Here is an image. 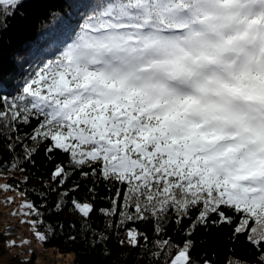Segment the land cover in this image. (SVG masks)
I'll return each instance as SVG.
<instances>
[{
  "label": "snow or ice",
  "instance_id": "snow-or-ice-1",
  "mask_svg": "<svg viewBox=\"0 0 264 264\" xmlns=\"http://www.w3.org/2000/svg\"><path fill=\"white\" fill-rule=\"evenodd\" d=\"M26 2L0 0V39ZM73 2L71 42L15 95L0 94V145L7 141L12 155L10 164L0 158V172L25 171L41 146L49 159L67 155L52 182L72 187L48 211L58 214L70 201L80 233L105 257L110 236L92 227L97 212L121 246L158 264H200L191 257L196 230L233 225L232 242L243 235L255 251L251 260L230 256L227 264H264V0ZM81 181L91 182L93 201L102 183L109 195L99 198L112 207L78 199ZM22 207L31 211L19 215L35 217L28 223L46 243L51 227L37 231L44 213L28 201ZM129 223L152 225L154 249L137 228L119 237ZM169 226L183 247L167 236Z\"/></svg>",
  "mask_w": 264,
  "mask_h": 264
},
{
  "label": "trees",
  "instance_id": "trees-1",
  "mask_svg": "<svg viewBox=\"0 0 264 264\" xmlns=\"http://www.w3.org/2000/svg\"><path fill=\"white\" fill-rule=\"evenodd\" d=\"M76 8L77 3L73 0H27L17 10L18 13H23V15L16 14L14 17L7 18L9 27L3 32L2 39H0V94L9 97L15 95L17 90L22 87L24 78L38 70L47 60L55 58L60 50L71 42L75 31H78ZM54 13L57 15L53 16ZM70 17H72V20L69 26L66 22L69 21ZM6 145L7 141L0 145V158L10 164L12 155ZM44 147L41 146L35 155L34 165H22L25 171H3L8 175L6 183L18 186L15 190L20 191L26 201L34 204L37 209L44 213L42 217L43 224L37 231L45 233L49 227L52 229L53 235L48 241L46 243L39 241V244L48 250H54L52 254L63 256L66 253H71L72 260L67 264H158L157 261L148 259V252L140 253L127 246H121L117 242L116 230L113 229L109 232L105 228L104 218L98 212L91 217L92 227L106 232L110 236L107 243V247L112 253L110 257H105L102 254V246L97 245L95 248L91 246L90 236L88 240L84 239L83 234L79 231L81 218L75 212L69 210L71 208L70 201L63 211L58 214L48 211V209L54 208L60 193L71 188L72 183L69 182L64 187H57L52 182V174L55 171L56 164L66 163L68 157L57 152L53 159H49L45 155ZM17 151L19 152L20 149L17 148ZM72 179L78 180L79 173L73 176ZM80 183V190L75 193L78 199L83 201L87 198L94 203L96 209L112 207L111 203L99 198L109 195L102 183L96 188L98 196L94 201L88 192V187L92 186L91 182H87L88 187H85V182L81 181ZM45 185L55 188L56 191H48ZM115 191L116 189L113 187L111 193L113 197H115ZM41 193H45V199H41ZM118 203H123V197L119 199ZM42 205L46 207H41ZM2 209L13 218L20 222L25 221L28 225H30L28 221L35 219L34 216L27 215L26 218L20 220L10 213L8 208H2L0 205V211ZM30 211L31 209H28V212ZM197 214L195 211L192 212L193 219ZM119 219L120 217L117 215L112 218L111 222L116 223ZM184 223L188 225L190 221L185 220ZM73 224H75V228L72 227ZM233 227L198 228L192 236L195 244L191 250L192 259L199 261L200 264H203L204 258L212 259L213 264H227L230 256L251 260L250 252L254 253L255 250L250 248L243 235L239 236L234 243L232 242ZM130 228H137L146 232L149 236L147 246L150 250L154 249L152 243L154 239L153 227L150 223H129L125 228L119 230V237L124 238L125 232ZM70 236H75L76 239L71 240ZM167 236L172 237L181 247L183 246V237L175 234L171 226L167 229ZM9 241H14L19 247H7ZM141 243L144 242L141 241ZM21 245L23 246L22 241H17L4 233L3 230H0V264H21L22 261L36 264L39 256H42V260L47 258L45 255H39L34 250L24 255L22 254ZM122 255H127V259H122ZM140 256L143 259L137 258Z\"/></svg>",
  "mask_w": 264,
  "mask_h": 264
},
{
  "label": "built area",
  "instance_id": "built-area-1",
  "mask_svg": "<svg viewBox=\"0 0 264 264\" xmlns=\"http://www.w3.org/2000/svg\"><path fill=\"white\" fill-rule=\"evenodd\" d=\"M0 230H3L4 233L16 239L17 241H28V244L23 243L22 254L27 255L32 250L38 252L40 255L49 256L54 252V250H48L45 247H42L39 244L36 236L31 230L30 225L27 223H21L17 219L13 218L9 213L4 209L0 211ZM56 255V254H52ZM46 256V257H47ZM46 262H37L36 264H55V260L48 258Z\"/></svg>",
  "mask_w": 264,
  "mask_h": 264
},
{
  "label": "rangeland",
  "instance_id": "rangeland-1",
  "mask_svg": "<svg viewBox=\"0 0 264 264\" xmlns=\"http://www.w3.org/2000/svg\"><path fill=\"white\" fill-rule=\"evenodd\" d=\"M7 176L8 175L6 173L0 172V205L2 208H8L9 212L12 214L18 213V215H16L17 218L22 220L27 217V215H19V213L28 212V208L22 207L26 202V200L24 199L22 193L18 190H9V191L2 190L3 186L7 185L6 183ZM48 258L54 259L56 262L55 264H67L72 260V255L71 253H66L63 256L50 254L49 256H47L46 259L43 260H42V256H39V260H36V263L46 262L47 260H49Z\"/></svg>",
  "mask_w": 264,
  "mask_h": 264
},
{
  "label": "bare ground",
  "instance_id": "bare-ground-1",
  "mask_svg": "<svg viewBox=\"0 0 264 264\" xmlns=\"http://www.w3.org/2000/svg\"><path fill=\"white\" fill-rule=\"evenodd\" d=\"M9 174V173H8ZM22 248H24L22 245H21Z\"/></svg>",
  "mask_w": 264,
  "mask_h": 264
}]
</instances>
